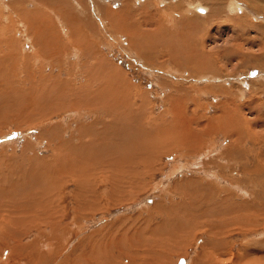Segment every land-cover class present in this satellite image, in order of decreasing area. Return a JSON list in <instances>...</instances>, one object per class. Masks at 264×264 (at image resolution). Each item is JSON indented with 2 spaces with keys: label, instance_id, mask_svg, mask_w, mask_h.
I'll return each mask as SVG.
<instances>
[{
  "label": "rangeland",
  "instance_id": "obj_1",
  "mask_svg": "<svg viewBox=\"0 0 264 264\" xmlns=\"http://www.w3.org/2000/svg\"><path fill=\"white\" fill-rule=\"evenodd\" d=\"M61 263L264 264V0H0V264Z\"/></svg>",
  "mask_w": 264,
  "mask_h": 264
},
{
  "label": "bare ground",
  "instance_id": "obj_2",
  "mask_svg": "<svg viewBox=\"0 0 264 264\" xmlns=\"http://www.w3.org/2000/svg\"><path fill=\"white\" fill-rule=\"evenodd\" d=\"M235 4V3H234ZM240 6V5H239ZM197 8V7H196ZM237 9V8H236ZM254 55V54H253ZM82 70V69H81ZM68 77V76H67ZM76 77V76H75ZM203 77V76H202ZM51 78V76H49V79ZM72 78V77H71ZM80 78V77H79ZM52 79H54V77L52 78ZM47 80V79H46ZM55 80V79H54ZM73 80H74V78H73ZM54 81H52L51 83H53ZM65 83V82H64ZM57 83H53V85H56ZM71 84V83H70ZM90 84V83H89ZM91 86V85H90ZM57 87V86H56ZM70 87V86H69ZM69 87H67V88H69ZM72 89V88H71ZM201 90V89H200ZM199 90V91H200ZM69 91V90H68ZM72 90H70V92H71ZM203 91V90H202ZM204 92V91H203ZM62 98V97H61ZM53 99V98H52ZM100 101V100H99ZM44 102V101H43ZM90 105V104H89ZM110 105V104H109ZM87 106V105H86ZM227 107V106H226ZM90 110V109H89ZM99 110V109H98ZM234 110V109H233ZM109 112V111H108ZM173 112V111H172ZM174 118V117H173ZM174 121V120H173ZM181 122V121H180ZM96 123V122H95ZM105 124V123H104ZM207 124V123H206ZM210 124V123H209ZM230 124V123H229ZM180 126V125H179ZM206 127V126H205ZM198 128V127H197ZM82 129H84V128H82ZM203 129H205V128H203ZM228 129V128H227ZM66 130V129H65ZM107 130V129H106ZM105 130V131H106ZM80 131V130H79ZM101 131V130H100ZM233 132V131H232ZM49 133V132H48ZM162 133V132H161ZM190 135V134H189ZM63 138V137H62ZM187 138V137H186ZM234 146H236V145H234ZM229 147V146H228ZM226 148V147H225ZM232 149V148H231ZM235 150H236V148H235ZM212 151V150H211ZM233 150H231V152H232ZM203 152V151H202ZM215 152V151H214ZM233 153V152H232ZM234 153H236V152H234ZM219 154V153H218ZM203 155H205V154H203ZM210 155H211V153H210ZM214 155V154H213ZM207 156V155H206ZM202 159H203V157H202ZM208 159V158H207ZM200 160V159H199ZM209 160V159H208ZM237 160V159H236ZM226 164H227V162H226ZM233 164V163H232ZM228 165V164H227ZM229 166V165H228ZM232 167V166H231ZM236 167V166H235ZM238 169V168H237ZM205 170V169H204ZM214 170V169H213ZM209 172H210V170H208ZM63 172V171H62ZM87 172V171H86ZM205 172H207L206 170H205ZM209 172H207V173H209ZM76 178V177H75ZM92 179H94V178H92ZM85 180V179H84ZM91 181V180H90ZM230 181V180H229ZM238 184H239V182H238ZM246 186V185H245ZM251 186V185H250ZM237 188V187H236ZM241 188V187H240ZM222 189V188H221ZM228 190V189H227ZM230 190V189H229ZM30 194V193H29ZM245 194V193H244ZM32 200V199H31ZM225 201V200H224ZM223 203V202H222ZM233 203V202H232ZM235 203H236V201H235ZM236 207V206H235ZM52 253V252H51ZM55 254V253H54ZM66 259V258H65ZM64 260V259H63ZM44 261V260H43ZM45 262V261H44ZM65 262V261H64ZM62 264V263H61Z\"/></svg>",
  "mask_w": 264,
  "mask_h": 264
}]
</instances>
